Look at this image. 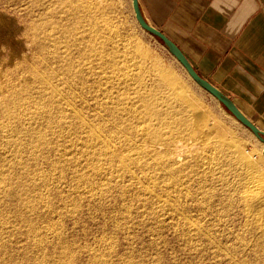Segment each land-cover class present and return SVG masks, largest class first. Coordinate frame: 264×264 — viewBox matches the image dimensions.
Returning a JSON list of instances; mask_svg holds the SVG:
<instances>
[{
    "label": "bare ground",
    "instance_id": "obj_1",
    "mask_svg": "<svg viewBox=\"0 0 264 264\" xmlns=\"http://www.w3.org/2000/svg\"><path fill=\"white\" fill-rule=\"evenodd\" d=\"M35 1H37V0H35ZM47 2H48V4H51V5L53 3L54 6L57 5L56 6L57 11H58V9H61V11H63L65 13L64 15H66L67 17L69 16V20H72L73 24L67 25L68 23L66 21L68 19L67 20L64 19L66 22V26H67L66 28L64 27V29L66 31H70V30H73V28H74L75 31L72 35L74 37L72 39L75 38V40H73V42L69 43L70 41L68 39L70 37L69 36L70 34L69 35L67 34V38L62 40V43L63 42L66 43V45H65L66 47H67V45H69V46L75 45V49L78 47L79 53L77 50L78 55L77 56L75 55L77 58L75 59V56H74V59H72L73 56L70 58L69 57L70 55H67V53H66L67 50L65 51V49L62 50L61 52H58L57 54H59V53H62V54H61V57L56 55L59 59L55 58L54 68L55 69L58 68L57 70H59V71L57 72V70H55V69H50L49 71L50 72L52 71L51 74H49L46 71V73H48L50 76L44 75V74L41 75L42 85H40V86L42 88H40V86H39V88H40L39 92L41 93L39 98L42 101L41 102L35 101V104H36L35 107H33V108L31 107V109L30 108L27 109L28 108V106H27V108L22 110L23 112L20 111L21 109L17 110V111H20L21 113H23V116H21V117H23L25 120L27 119V122L24 121L25 122L24 125L23 124L21 125L19 123L22 126V128L18 130L17 128H15L16 126L13 127L16 123L12 126L13 123H12L11 119H13V118L10 119L11 120L10 121L11 126L15 129H17L18 132H20L21 136L17 135L14 137V135L19 134L17 132L16 134L12 133L13 137H10L9 136V134L11 133L10 128L7 126L6 123L0 122L1 132L4 133V136L6 138L5 142L9 147H12V149H9V150H12L10 152H6V151H8V149L6 151L4 149V151L6 153H8V155L9 154L12 155L11 158H10V156L8 157V155L3 151V149H1L2 150L0 152L1 153V155H0L1 161H5V163H7L6 161H10V163L12 165L14 163V160H16L17 157L18 158L20 157L19 155L22 154V150H23L22 147L24 145V142H23L24 134L27 136L28 139H31V144L33 146L45 147V148L47 147L48 148V146H46V144L48 143V140H50L48 138L50 136L43 133L44 131L43 132L42 131L36 132L35 127H34V123L36 125V124H40V123L42 124L45 122L46 126H48V130H46V131L48 132L50 130L51 135L53 134L52 135L54 137L53 139H56V142H58V141L60 142V140H62V141L64 140L67 142V145L65 144V146L63 145L65 142H63V144H60V146L63 145L62 148L65 147L64 149H66V146H67V150H66V152L63 151L64 153H60L61 151L59 150L60 154L59 153H57V154H59L60 160L57 161V159H56V161L53 163V165L49 164V165H52V167L55 166V168L52 171L53 173L51 172V174L49 173L50 174L49 175L48 173L41 172V173H43V174L39 173L41 176L38 177L35 175L37 178L35 177L33 180H31V182H33V184L30 182L31 185L35 184L38 186V187L35 186L39 189V190L37 189L38 192H40V190L42 189V188L40 189L39 187L44 186L43 188H45L46 185H48L50 179L61 177V175L59 176V173H62L61 168L64 169V167H61L62 165L58 164L60 161L62 163L67 162V164L65 163L66 166L68 164L70 165V162H72V163H75V166L77 164L76 167L81 166L80 168L75 169L73 171V174H74L73 179L77 180L76 182L74 180H72V182H75V186L73 189H75V190L78 188L83 189L84 187H86L85 185H88V184L92 185V183H94V181L97 182L94 179H98L99 181H98V183H96L98 185L97 187H96V185H92L93 187L88 186L90 188H88V189H86V191H82V192L83 193L84 192L91 193V194H93V196L98 194L100 196V199H101L102 197L107 198L105 195L110 190L107 191V193H106V190H108L109 188L111 189L112 183L113 184L115 183L116 184L115 187H118V190L120 191V196H121V193L125 195L127 190H129V188H132L131 191H133V189H134L135 193L138 195V196L137 195L136 196L138 198L139 204H137V203L136 204L141 206L140 202L142 201V203H143L142 206L143 205L147 206V204L149 205L147 207L148 211H147V208H146V210H144L143 207H140V208H142V211L143 210L146 211L143 213L147 214V216L151 215L150 220H152L153 224H152V226L151 225L150 226L153 229L155 226L157 227V228H155V230H158L161 227L164 228L166 225H171V226L177 225V229L179 230L180 222H181V224L183 226L182 227L183 230H181V229L180 230L183 231L182 234L185 235V238H187V241H193L196 238L195 236H197L200 232H202V230L205 229V228L202 229L199 227V223L202 221V218L204 217V216L201 217L200 215L205 212V209L208 206V204L205 203L204 207H205V205H207V206L204 208L203 207V203H204L203 201H206L207 200L206 198H208L212 195V193H211V195H210V193H208L210 190L209 187H208L209 189L207 188L208 189L207 192L204 190L206 187L205 186L203 191H200V192H202V195H200V197H199L200 192L198 193L196 187H195L196 190L194 189L195 192H194V190L192 191V189L190 190L191 187L188 188V186L191 185L189 183L190 181H192L191 179H190V181L188 180L189 185L185 188V190H183V188L186 185L184 184L185 186H182L183 185L182 183L184 181L186 182V180H184V179H186V178L189 179V177H187V176H189L190 173H193V172L195 173L196 171L199 170V176L201 177L200 183H202V181L203 182L205 181V184H206L207 183L206 180L207 181L209 179L211 180V178H212L211 176L214 175L213 171L215 169L212 171L211 166H215V168H216V166L218 164H222L223 162L227 161L228 164L235 167L234 170H236V168H237L241 173L244 174V177H243L244 180L242 179L243 181L241 180L242 182L240 183L242 185L241 188H243L245 191H249L250 189L258 190L260 188L261 180L263 178V173H264V162L261 161L260 159H258L256 153L247 149L245 147L246 145L244 146V143L240 139L241 137L239 138L238 136H236L233 133L234 132L233 130L228 129L227 133H225V131L224 132L221 131L220 128H218V126H219V123L217 121L218 119H216L215 115L209 111L210 109L209 110L204 109L205 107L204 108L203 107L194 108V104L191 103L192 101L187 98V88L180 83V80L178 79V77H176L172 72L166 71V70L162 71L163 68L161 69V66H159L158 64L157 65L155 64L156 66H153V69L155 68V71L157 72V75L159 76L158 79H155L156 81L154 83V86L157 89V93H158V91H159V93L154 97V99L151 97H148L147 95H144L143 93H142L143 95L138 94L135 96L134 91H131L132 87L134 85H136L137 83L143 82V79L138 77L137 74L124 76L126 78H123V79H121L120 76H119V78H117L116 74L115 75L114 74L113 75H104L108 69H111V71L114 70L117 72V70H115L116 65L114 63V59L116 58V55L118 54L119 49H120L118 45H116V46H118L119 49H117L116 46L114 45L113 47H111V50L109 51L108 50V49H110L109 45H108L109 48L105 46L106 45L105 43H107V41H109L110 39H107L103 36L104 32L105 31L106 32L111 31V33H112V31H113V29L111 28V25H110L111 20L109 21V19H106L107 17L111 16L110 15L111 12L108 13L109 16H108V14L106 16L107 11L110 10L109 9V7H110L109 2L110 1L108 2V0H49ZM42 3L43 2L41 1V5H42ZM37 4H39V2ZM54 6L53 7L51 6L50 10L53 11L55 9ZM48 7H49L48 5H47V8L45 6V9H48ZM57 7H59V8H57ZM52 8H54V9H52ZM61 11L59 13L61 14V16H63ZM45 13L47 14V11ZM98 13L99 14L102 13L103 17L106 16V18L102 17L103 20L105 19V21L103 23L104 25L102 24L101 20L99 19ZM56 14H55V10H54V16H53V14H49V15L55 17ZM44 16H46V15H44ZM44 16H42V17H44ZM66 16L64 18H66ZM48 17H50V16H48ZM44 19L46 21V18H43L42 22H44L43 21ZM81 19H82V21H83V19H84V21L85 20L89 21V23L87 24L88 27L84 26V28L81 29V26L83 27V25L85 23V22L82 23ZM47 20H50V18H48ZM59 20H60V18H59ZM40 21H39V23H40ZM49 22L50 21H48V23L44 22L45 23L44 25H42L41 27L39 26L40 27L39 29L41 30V32H43V35L42 34L39 35V38H38V41L36 42L37 43L36 45H39L42 51H45L44 49L47 48L44 46L45 42H46L45 40H47V41L53 40L54 43L61 41V39L57 38L58 35L56 36L55 34H53V32L55 31L53 28H52V30H54V31H50V28L53 25L50 28L47 27L48 25L53 24V23L49 24ZM59 24H60V22H59ZM39 25H41V23ZM56 25H58V24H56ZM56 25H55V27H56ZM63 26H65V25H63ZM57 31H58V29H57ZM56 32H54V33H56ZM76 33H78V34H76ZM60 34L61 33H59V36H60ZM61 37H64V36L62 35ZM65 37H66V35H65ZM86 37H88L89 39H85ZM114 37H115V35H114ZM111 39H113V38H111ZM84 40L88 41L89 45L83 43ZM112 41L114 42L115 40L113 39ZM52 42H49V43H52ZM114 43H116V41ZM46 44H48V43H46ZM83 44H85V46ZM48 45H51V44H48ZM110 45H112L111 42H110ZM61 46H62V48L63 47L65 48V46H63V45H61ZM57 47H55V48L58 49ZM72 47L74 48V46H72ZM52 48H53V46H52ZM52 48H51V51H52ZM70 48L67 47L68 50H70ZM121 50H122V48H121ZM55 51L56 50H54V52ZM46 53L48 54V52H46ZM127 56H126V58H127ZM109 57H110V59H108ZM104 58H105V60H104L105 62H103ZM115 60L117 61V58ZM129 60L131 61V59H129ZM127 63H128V60H127ZM127 63H124V65H126ZM142 63H143V61H142ZM137 65L143 66L140 64H137ZM116 67L118 68V66H116ZM121 67L123 68V64ZM125 68H126V66H125ZM134 68H136V67H134ZM142 69H144V68H142ZM103 70H106V71L104 72ZM111 71H109L110 74H112ZM125 71H126V69H125ZM129 71H130V69H129ZM118 72H119V70H118ZM121 72H122V69H121ZM119 74H117V75H119ZM51 75L52 76L55 75L54 80L52 79ZM120 75H122V73ZM148 83H149V81H148ZM141 86H142V84H141ZM135 87L136 86H134V89H135ZM37 88L34 90L35 92H38V91H36ZM26 89H28V88H26ZM184 90L186 91V94L183 93ZM26 91L28 92L29 90H26ZM137 91H135V92H137ZM24 92H25V90H24ZM39 92H38V94H39ZM18 93H20V91L10 93L12 95H10L11 98L8 97L9 102H5V101L0 102L1 103L0 104V106H1L0 110L3 113L5 112L8 115V117H9V114L15 113V111L13 110L14 103H15V101L18 100L17 95L18 96L21 95ZM21 93H23V92H21ZM30 93H32V91ZM133 93H134V95H133ZM152 93H154V92H152ZM24 94H26V93H23V97L22 96H20V97H22L26 101L32 100V98L31 99L25 98L26 96H29V94H26L25 96H24ZM152 95L154 96V94H152ZM15 96L17 97V99ZM29 97H32V96L30 95ZM188 97H189V95H188ZM33 98H35V97H33ZM23 99H22V101H23ZM33 100H35V99H33ZM26 101L24 103H26ZM30 102H32V101H30ZM197 102L198 101H196V103ZM24 103H23V105H25ZM38 103H42V104H38ZM17 105L18 104L15 103V106H17ZM162 105H164L165 107L162 108ZM29 106H30V104H29ZM31 106H34V105H31ZM19 108H22V107H19ZM19 108H17V109H19ZM11 116L14 117V115H11ZM17 117H15V119ZM23 118H22V120H23ZM0 120H2V119H0ZM20 120H21V118H19V122H20ZM15 121H17V120H15ZM8 122H9V120H8ZM10 122H9V124H10ZM220 126H222V125H220ZM17 127H19V126L17 125ZM225 127H227V126H225ZM223 128H224V126H223ZM223 130H225V129H223ZM12 131H14V130H12ZM5 138H3V140H5ZM0 141H2V140H0ZM54 143H53V145H55ZM6 144H5V146H6ZM51 144L49 146H50V148L51 147L53 148V146H51ZM57 144H59V143H57ZM52 148H51V150H55V151L57 149V148L56 149H52ZM62 148H61V150H63ZM47 150H48V152H51V151H49V149H47ZM187 152L191 153V154L186 155ZM53 153H56V152H53ZM43 154L45 155V153H43ZM51 155L52 154H50V156ZM36 156H38V155H36ZM22 157L19 158V161L16 160L17 162H15L16 164H19V166H20V164H22V162H21L23 160ZM52 157H54V156H52ZM35 159H36V157H35ZM44 161H47V160H44ZM42 162H43V160H42ZM10 163H9V165H10ZM15 163L13 165H15ZM72 163H71V166H72ZM228 164L224 165V167H227ZM11 165L9 167H11ZM58 165L61 168H59ZM230 165H229V168H233ZM5 166L6 165H4L3 167H5ZM24 167H26V166L24 165ZM52 167H49V168L51 169ZM221 167H223V166L221 165ZM15 169H16V167H15ZM70 169H69V171H70ZM216 169H219V168H216ZM5 170L6 169H3L2 167H0V202L4 197L10 196L9 194L11 193L10 189L7 187V185H5L6 181L10 178H11V181H14V180H12V177H9L10 175L8 176V174H10V173L6 174ZM8 170H6V171H8ZM57 170H60V171H57ZM66 170H68V169H66ZM88 170H90L92 172L88 173L89 172ZM228 170H227V172H228ZM71 171H72V169H71ZM221 171L222 170H220V172ZM229 171H231V170H229ZM10 172L12 173V171H10ZM37 172H38V170H37ZM218 172H217V174H218ZM240 172H238V173H240ZM196 173H198V172H196ZM35 174H37V173H35ZM224 174L226 175L227 173L225 172L222 175H224ZM11 175H13V174H11ZM71 175H72V172H71ZM222 175H221V178H222ZM241 175L242 174H240V176ZM14 177H13V179H14ZM18 177L19 176H17V178ZM63 177H64V175H63ZM71 177H69V178H71ZM190 177H192V176H190ZM196 177L197 176H195V179L198 182V179ZM218 177L220 178L219 175H218ZM125 178H127V179L129 178L128 184L123 183L124 181H126ZM59 179H57V180H59ZM228 179L227 180L225 179V180L228 182ZM19 180H16V183H15V187H17L18 190H20V191H17V193L19 194V192H21L24 189V191H22L21 193L27 194L26 190H27V188H30L31 186L29 184H28V186H23V184L25 185V183H22L23 181L20 182ZM212 180H214V179L212 178ZM216 180H217V177H216ZM238 180H240V179H238ZM9 181L10 180H8L7 182H9ZM53 181H52V183H53ZM121 181H123V182H121ZM193 181H194L193 183L195 184L194 178H193ZM235 181L237 182V180H235ZM213 183H214V181H213ZM210 184H212V183L210 182ZM210 184H209V182L207 183V185H210ZM229 184H231V183H229ZM232 184H234V183H232ZM73 185L74 184H72V186ZM200 185L201 184H199V186ZM227 185H228V183H226V186ZM157 186L162 187V188H160L161 190L157 191L158 190L156 188ZM223 186H225V185H223ZM12 187H10L11 190H13ZM35 187H33V188H35ZM112 187H114V186H112ZM212 187H211V189H213ZM47 188H50L49 185ZM52 188H54V186ZM95 188H97V189H95ZM192 188H194V187L192 186ZM228 188H230V187H228ZM32 189L30 188V190H32ZM112 189H114V188H112ZM201 189L202 188H200L198 190H201ZM214 189H216V188H214ZM227 189H225V190L229 191ZM237 189H239V188H237ZM37 190H34L35 192L34 191H32V192L37 194V192H36ZM42 190H41V192H42ZM52 190H54V189H52ZM116 191H114V192L117 195ZM131 191H128V193ZM28 192H29V190H28ZM104 193H105V195L101 197V195H103ZM113 193H110V194H113ZM30 194H27V195L29 196ZM38 194L35 195V199H33L30 196L29 197L28 196L24 197V195H23V197L21 196L22 197L21 201L23 202L22 205L24 206V208L25 207L26 208H29V207L32 208V209H30V211H32V212L26 213V217L24 216L25 218L31 219V218H34L38 214L37 212L40 211L39 210L40 206L38 207L37 206L38 204H37L36 206L38 207V211H36V209L34 210V205L36 203L40 202L41 204L44 205V203L49 202L48 195H46L44 193H41L39 195ZM34 195H33V197H34ZM70 195H72V194H70ZM73 195L71 196V199H73ZM116 195L113 194L112 196L115 197ZM227 195H228V193H227ZM227 195H226V197H227ZM231 195L234 196V194H231ZM76 196H78V195H76ZM81 196L83 197V195H81ZM112 196H111V198H112ZM201 196H203V197H201ZM91 197H92V195H91ZM94 197H92L93 201H95ZM131 197H132V195H131ZM131 197H130V200H131ZM76 198H74V199H76ZM78 198L82 199L80 197V193H79ZM69 199H70V196H69L68 200H66V201H69ZM100 199H98V200H100ZM117 199H119V198H117ZM223 199H225V198H223ZM33 200H34L35 204H33ZM76 200L78 201V199H76ZM76 200H75V203H76ZM91 200L92 199L90 198V201ZM112 200H113V198H112ZM130 200H128V201H130ZM64 201L65 200H63V208L64 209L66 208V206H65L66 204H67V206H69V205H72V203H74L73 201L71 202V200H70L68 203H65V205H64ZM100 201H97V202L99 203ZM133 201H134V197H133ZM115 202H114V204H116ZM224 202L225 201H223L222 203H224ZM226 202L229 203V201H227V199H226ZM79 203H77V204H79ZM109 203H111V202H109ZM218 203H221V201ZM101 204H103V203H101ZM105 204H107V203H105ZM127 204H126V206H127ZM215 204H212L213 207ZM95 205H97V204H95ZM120 205H121V203H120ZM123 205H125V204H123ZM36 206H35V208H37ZM79 206L80 205H78V207ZM81 206H82V202H81ZM103 206H106V207H103ZM126 206L124 208H126ZM146 206H144V208ZM220 206H222V205H220ZM72 207H73V205H72ZM72 207H70V208H72ZM76 207H77V205H76ZM101 207L107 208V205L103 204V205H101ZM2 208H4V207H2ZM91 208H95V207L93 206ZM122 208L123 207L120 206V209H122ZM75 209L78 210L77 208H75ZM89 209L87 212H88V214H91L89 212L92 209H90V211H89ZM108 209H109V207H108ZM108 209H107V211H108ZM99 210H100V208H99ZM99 210H97V211L100 212ZM114 210L116 211L117 209L114 207ZM41 211H43V210H41ZM46 211H48V210H46ZM101 211H102V209H101ZM142 211H141V213H137V212L136 213L142 214ZM3 212H4V209H3L2 213ZM50 212L51 211H49V213ZM95 212H96V210H95ZM103 212H105V211H103ZM103 212H102V214H103ZM116 212H118V211H116ZM128 212H129V210H128ZM211 212H213V211H211ZM7 213H8V210H7ZM43 213H45L44 215H46L48 212L47 213L43 212ZM92 213H93V211H92ZM121 213H123V212H121ZM121 213H120V215H121ZM194 213L201 217V221L199 223L197 222V221H199L198 220L199 217H196V215L194 216ZM39 214H42V213H39ZM66 214H68V212ZM105 214H107V213L105 212ZM125 214H126V212H125ZM210 214H212V213H210ZM21 215H24V214H21ZM69 215H71V214L69 213ZM142 215H141V217H142ZM202 215H204V214H202ZM3 216H4V214H3ZM111 216L114 217V214ZM122 216H123V214L118 219V222H119V220H122ZM128 216H127V218H128ZM133 216L136 217L135 215H133ZM42 217H43V215H42ZM89 217H90V215H89ZM7 218H5V219H7ZM25 218H24V222L26 223ZM130 218L132 219V217H130ZM195 218H197V219H195ZM2 219H4V218L2 217ZM19 219H20V216H19ZM90 219H93V218H90ZM97 219H96V221L98 223ZM108 219H109V217H108ZM138 219H139V217H138ZM12 220H11V222H12ZM105 220H107V219H105ZM126 220H128V219L125 218V221ZM135 220L132 222H136ZM142 220H139V224H140V222L142 223ZM20 221H21V219H20ZM33 221H34V219H33ZM37 221H35V223H33L34 226H35ZM111 221H112V219H111ZM123 221H124V218H123L122 222ZM122 222H120V223H122ZM146 222L149 223L148 221H146ZM6 223H3V224L1 223V224L5 225ZM14 223H15V221H14ZM16 223L18 224V222H16ZM16 223L14 225H16ZM126 223H127V221H126ZM128 223H129V221H128ZM257 223H255V225H257ZM11 224H13V223H11ZM100 224H101V222H100ZM137 224H138V222H137ZM8 225H6V226H8ZM28 225H29V223H28ZM28 225H26V226L28 227ZM102 225H103V223H102ZM115 225H116V223H115ZM133 225H134V223H133ZM140 225H144V223L140 224ZM200 225L202 226V224H200ZM10 226H12V225H9V228H7V229H10ZM34 226L28 228V230L24 226L26 228L25 230L27 231L29 238L27 236V239H24L25 242L21 246H19V247H21V249H19V248L10 249L8 247L9 245L7 246V244H5V243H7L6 239H3V238L0 239V264H108L109 263L108 260L106 259V256L104 255V253L101 252V254H100L98 252V249L94 250L92 248L93 246L92 247L87 246L88 248H86V247L84 248L86 250L88 249L87 250L88 257L85 255L86 259L83 258L84 256L81 257L80 255H77L79 253H75V251H76L75 248H77L76 247L77 245L75 246V244H77V243H75V239L74 240H73V238L71 240H68L69 238H67L65 240L61 239V236L64 232H63L62 228L58 225H55V224L52 225L51 224V226L44 227L43 229H40L39 226H36V227H34ZM105 226H106V223H104V227ZM117 226L119 227V225H117ZM121 226H123V225H121ZM128 226H130V223ZM14 227L12 226L13 229H14ZM37 227L40 230L37 229ZM102 227H100V228L102 229ZM137 227H140V226H137ZM261 227L263 228L262 225H261ZM2 228H3V226H2ZM18 228H19V226H18ZM92 228H94V227H92ZM100 228H99V230H100ZM112 228H111V230H112ZM152 228H151V231H152ZM168 228H169V226H168ZM109 229L107 231H109ZM130 229H128V231ZM19 230H21V229H19ZM19 230H17V231L19 232ZM37 230H39V231H37ZM119 230H121L120 232H122V228ZM133 230L136 231V229H134V228H133ZM145 230L146 229H144V232H145ZM173 230L175 231L174 228H173ZM1 231H2V229H1ZM101 231H99L100 232L99 236H101V233H103ZM128 231H126V232H128ZM138 231L140 232L141 230H138ZM177 231H175V233ZM204 231L206 232L208 230L206 229ZM6 232L7 231H5V234H6ZM139 232H138V234H139ZM148 232H150V230H148ZM148 232H147V234H149ZM154 232L155 231H153V233ZM171 232L174 234L173 231H171ZM1 233H3V232H1ZM128 233H125V235ZM166 233H167V230H166ZM130 234H132V233H130ZM130 234H129V236L131 237L133 234L132 235H130ZM151 234H152V232H151ZM167 234L169 235V233H167ZM180 234L181 233L179 232V235ZM202 234H203V232H202ZM18 235H21V233H19ZM47 235H49L50 237H48ZM109 235H111V233H109ZM200 235H201V233H200ZM102 236H103V234H102ZM114 236L116 237V235H114ZM182 236L183 235H180L181 239L182 238L184 239V236L183 237ZM203 236L204 235H202L201 238ZM105 237H107V236H105ZM146 237H148V236H146ZM157 237L156 238L154 237V239H157ZM49 238H57V240L55 242L50 243ZM97 238H99V237H97ZM127 238L129 239V237H127ZM131 238L134 239L135 236H134V238L133 237H131ZM161 238H162V236H161ZM176 238H178V237H176ZM198 238L200 239V236ZM102 239H104V238H102ZM110 239H112V238H110ZM110 239L107 238L106 241L110 240ZM113 239H115V238H113ZM178 239H180V238H178ZM199 239H196V240L199 241ZM206 239H208V237ZM7 240L9 241V239H7ZM117 240H118V238H117ZM129 241L131 242V239ZM151 241H150V245L152 244ZM195 241H193V242H195ZM112 242H113V240H112ZM112 242H109V243H112ZM78 243H81V242H78ZM109 243H107V244L110 245ZM9 244H11V242ZM121 244H123V243H121ZM48 245H51L50 246V247H52L51 250L46 249ZM86 245H84V246H86ZM89 245L91 246V244H89ZM108 245L103 246V247H107ZM194 245H195V243H194ZM95 246L97 247V245H95ZM114 246H116V245L114 244ZM144 246L146 247V245H144ZM126 247H127V249L128 248L130 249L129 244ZM132 247H134V244ZM79 248H80V246H79ZM79 248H78V250H79ZM82 248H83V246H82ZM82 248L80 250H82ZM110 249L111 248H108V250H110ZM113 249H111V250H113ZM127 249H125V252ZM132 249L133 248H131V251H133ZM18 250H19V252H18ZM83 250H82V252H83ZM102 250L103 249H101V251ZM131 251L128 253L130 254ZM113 252H114V250H113ZM108 253H110V252L108 251ZM129 254H127V255H129ZM108 255H111V253ZM120 255H121V257L126 256V254L122 255L121 253H120ZM188 255H186V257ZM104 256H105V259H104ZM118 256L119 255H117V257ZM189 256H191V254ZM121 257H120V260H121ZM111 258H113V257H111ZM126 258L129 259V257H126ZM126 258L122 257V259H126ZM197 259H199V258H197ZM113 260H115V258ZM113 260H111V264H113L112 263ZM117 260H119V259H117ZM189 260L190 259L188 257V261ZM109 261H110V258H109ZM126 261L128 262L129 260H126ZM132 261H129L128 263H130ZM198 261L201 262L200 260H198ZM198 261H196V262H198ZM206 261H205V263H206ZM189 262H191V261H189ZM117 263H119V262L117 261ZM136 263H138V262H136ZM201 263L205 264L204 262H201ZM124 264H126V263H124ZM189 264H191V263H189Z\"/></svg>",
    "mask_w": 264,
    "mask_h": 264
},
{
    "label": "rangeland",
    "instance_id": "obj_2",
    "mask_svg": "<svg viewBox=\"0 0 264 264\" xmlns=\"http://www.w3.org/2000/svg\"><path fill=\"white\" fill-rule=\"evenodd\" d=\"M41 1L43 2L42 3L43 6L41 5ZM47 1H49V0H37V1H35V0H0V89H1L0 90V102L1 101L9 102L8 97H10V95H12V94H10L12 92H18V91H20V93H18V94H21L19 96L17 95L18 100L15 101V103L18 104L17 105L18 107L15 106V103H14L13 110L15 111V113L9 114V117L10 118L8 117V115L5 112L3 113L0 110V119H2V120H0V122L6 123L7 126L10 128V130H11V133H10L11 135L9 134L10 137H13L12 135L13 134H16L18 132V130L22 128L21 125L22 124L24 125V123H25L24 121L27 122V119L25 120L23 117H21V116H23V113H21V112H23L22 110H24L25 108H27V106H28L27 109H29V108L31 109V107L32 108L35 107V105H36L35 104V101H37V102H41L42 101L39 98L40 97V94H41L39 91H40V88H42L40 86V85H42V82H41L42 77H41V75L44 74V75L50 76L49 74H51L52 71L50 72L49 70L50 69H55L54 68V66H55V61L54 60H55V58L59 59L56 55H58V56L61 57V54H62V53H59V54H57V53L58 52H61L62 50L65 49V51L67 50L66 51L67 55H70L69 56L70 58L73 56L72 59H74V56L75 55L77 56L78 53H79V49H78L77 46H76L77 48L75 49V45H70V46L67 45L68 48L71 47L70 50H68L67 47L65 46L66 43H64V42L62 43V40H64L65 38H67V34L68 35L70 34L69 36L71 37L70 38L68 36L69 37L68 40L70 41L69 43H71V42H73V40H75V38L72 39L74 37L72 35H73L75 29L73 28V30H70V31H66L64 29V27L65 28L67 27L66 26V22L68 23L67 25L73 24L72 20H69V16L67 17L66 15H64L65 13L63 11H61V9H58V11H57V9H56V6L57 5L54 6L53 3H52V5L51 4H48ZM38 2H39V4H37ZM108 2H109V6H110L109 9L110 10L107 11L106 16L110 12H111L110 13L111 16H109V14H108L109 17L106 18V16L103 17L102 13H100V14L98 13V15H99V19L101 20L102 24L105 21V19L103 20V18L109 19V21L111 20L110 21V25H111V28L113 29V31H112V33H111V31H108L109 33L105 31L103 36L105 38L111 40V41L110 40L107 41L108 44L105 43L106 44L105 45L106 47H108V45H109V47H110V49H108L109 51L111 50V47H113L114 45L115 46L118 45L119 48H120L119 49L118 46H116V48L119 49V52L120 53L118 52V54L116 55L117 61L115 60L116 58L114 59L115 65L118 66V68L115 66V68H116L115 70H117V72L119 70V72L117 73L114 70L111 71V69H108L107 71L106 70H103L104 72L106 71L104 75H113V74L115 75L116 74L117 78H119V76H120L121 79H123V78H126L124 76L134 75V74L136 75L137 74L138 77H140V78L143 79V82H140V83H137L136 85H134L136 87L134 89V86H133L131 91H134L135 96L138 95V94H142L143 93L144 95H147L148 97H151V98L154 99V97L159 93V91L157 93V89L154 86V83L156 81L155 79H158L159 76L157 75V72L155 71V68L153 69V66H156L158 64L159 66H161V69L163 68L162 71H165L166 70V71L172 72L176 77H178V79L180 80V83L187 88V98L192 101L191 103L194 104V108H197V107H203L204 108L205 107L204 109H207V110L210 109L209 111L215 115L216 119H218L217 120L218 123H219L218 128H220L221 131H223V132L225 131V133H227V130L228 129L233 130L234 132L233 131L232 132L236 136H238L239 138L241 137L240 139L244 143V146L246 145L245 147L247 149H249V150L253 151L254 153H256L258 159H260L261 161L264 162V143H262L259 139H257L255 137V135L247 127H245L227 109H225L223 107V105L214 96H212L209 92H207L205 89H203L202 87H200L189 76V74L187 73V71L185 70V68L181 65V63L169 52V50L161 42V40H159L157 37H155L154 35L150 34L146 30H144L139 25V23L137 22V20L135 18V14H134V11H133L132 0H108ZM46 4L49 6L48 9H45V6L47 8V5ZM50 5L52 7L54 6L55 9L54 8H52V9L55 10V14L58 12L55 15V17H53L54 16V10L53 11L50 10L51 9V6ZM57 8H59V7H57ZM46 11H47V14L45 13ZM60 11H61V13H62L63 16H61V14L59 13ZM43 14L46 15L47 17L44 16ZM49 14H53V16H51ZM42 16H44V17H42ZM48 16H50V17H48ZM65 16H66V18H64ZM58 17L60 18V20H59ZM43 18H46V21H45V19L43 20L45 23L46 22L48 23V21H50L49 24L50 23H53L51 25H48L47 24L48 25L47 27L50 28L53 25L50 28V31H54L55 30L54 32H56L57 29H58V31L56 33L53 32V34H55L56 36L58 35L57 38L58 39H61L60 42L58 41V42H55V43H54L53 40H48L49 42H52L53 41L52 42L53 44L52 43H49L47 40H45L46 42H45V45L44 46L47 47V48L44 49L45 51H42L41 48H40V46L39 45H36L37 44L36 42L38 41L39 35H41V34L43 35V32H41V30L39 29L42 25L45 24L44 22H42V19ZM48 18H50V20H47ZM64 19L65 20L68 19V20L65 22ZM39 21H40L41 25H39L40 24ZM54 22L55 23L57 22L56 24H58V25H56ZM59 22H60V24H59ZM81 22L82 23L85 22L84 25H83V27L81 26V29H83L84 26L85 27H88L87 26V24L89 23L88 20H85L84 21V19H83V21H82V19H81ZM54 24L56 25V27H55ZM63 25H65V26H63ZM52 28L54 30H52ZM58 32L61 33L64 37H61L62 36L61 34L59 36V33ZM76 34H78V33H76ZM65 35H66V37H65ZM114 35H115V37H114ZM111 38H113L116 41V43H114L115 41L113 42L112 41L113 39H111ZM85 39H89V38L86 37ZM110 42H111L112 45H110ZM46 43L51 44L53 46V48H52L51 45H48ZM83 43L89 45L88 44L89 42L86 41V40H84ZM85 44H83V45L85 46ZM61 45L65 46V48L64 47L62 48ZM54 46L55 47L58 46L57 47L58 49H56ZM72 46H74V48ZM51 48H52V51H51ZM121 48H122V50H121ZM127 49L128 50L130 49V50L128 51ZM54 50H56V51L54 52ZM77 50H78V53H77ZM46 52H48V54ZM76 56H75V59L77 58ZM126 56H127V58L128 57L129 58L127 59ZM108 59H110V57ZM126 59L128 60V63H127V60ZM129 59H131V61ZM104 60H105V58L103 59V62H105ZM142 61H143V63H142ZM124 63H127V64L124 65ZM122 64H123V68L121 67ZM137 64L143 65L144 67L143 66H138ZM125 66H126V68H125ZM134 67H136V68H134ZM142 68H144V69H142ZM57 69H55V70H57ZM121 69H122V72H121ZM125 69H126V71H125ZM129 69H130V71H129ZM46 71L49 74L46 73ZM58 71L59 70H57V72ZM109 71H111L112 74H110ZM119 73L120 74L122 73V75H120ZM117 74H119V75H117ZM55 75L54 76L51 75V77H52L53 80L55 79ZM148 81H149V83H148ZM141 84H142V86H141ZM39 86H40V88H39ZM25 87L28 88V89H26ZM35 87L36 88L37 87L39 88V89L37 88V90H36V91L39 92V94H38V92H35L34 91L36 89ZM24 90H25V92H24ZM26 90H29V91L27 92ZM31 91H32V93H30ZM135 91H137V92H135ZM21 92L26 93V94H29V96L31 95L32 97L26 96L25 98L26 99H31L32 98V100H30L32 102H30L28 100H27L28 101L27 102L26 100H24L22 98L23 97V93H21ZM152 92H154V93H152ZM134 93H133V95H134ZM183 93L186 94V91L184 90ZM26 94H24V96ZM152 94H154V96ZM188 95H189V97H188ZM20 96H22V97H20ZM17 97H16V99H17ZM33 97H35V98H33ZM22 99H23V101H22ZM33 99H35V100H33ZM25 101H26V103H24ZM196 101H198V102L196 103ZM23 103L25 105H23ZM42 103H38V104H42ZM29 104H30V106H29ZM31 105H34V106H31ZM19 107H22V108H19ZM163 107H165V106L162 105V108ZM17 108H19V109H17ZM17 110H20L21 112L20 111H17ZM11 115H14V117L11 116ZM15 117H17L18 119L17 118L15 119ZM11 118H13V119H11ZM19 118H21V120L23 118V120L22 121L20 120V122H19ZM10 119L12 120V123H13L12 126L16 123L13 127L16 126L15 128H17L18 130L15 129V128H13L11 126V122H10L11 120ZM14 119L17 120V121H15ZM8 120H9L10 124H9ZM17 125L19 127H17ZM220 125H222V126H220ZM223 126H224V128H223ZM225 126H227V127H225ZM34 127H35V131L36 132H41V131L43 132L44 131L43 133H45L46 135H49L50 136V137H48L50 140H48V143L46 144V146H48V148L47 147L45 148V147L33 146L31 144V139H28L27 136L24 134V139H23L24 145L22 147L23 150H22V154H21L23 157L21 155H19L20 157L23 158V160L21 159L22 160L21 161L22 164H20V166H19V164H16L15 163V162L19 161V158L20 157L19 158L17 157V159H16L17 161L14 160L15 165H13L14 163L11 165L10 161H6L7 163H5V161H1L0 160V167H2L3 169H6V170L9 169L10 171H12V173H11L9 170H8L9 172L5 170V173L6 174L10 173V174H8V176L10 175L9 177H12V180L15 181V182L14 181H11V178L8 179V180H10L9 182H7L8 180L6 181L5 185H7V187L10 189V192L11 193L9 194L10 196L4 197L2 199L3 201L1 200V202H0V206L2 205L0 207V210H1L0 212L2 213V211L4 209V212L2 214L0 213V218H1L0 219V222L2 224L7 222L5 225H2L0 223V228L2 229V231H1V229H0V231L3 232V233L0 232V239H2V238L3 239H6L7 243H5V244H7V246L9 245L8 247L10 249H15V248L21 249V247H19V246H21L25 242L24 239H27V236H28L27 231L25 229L27 228V230H28V228L33 227L34 226L33 223H35V221H37L39 219L36 222V224H35L34 227L39 226L40 229H43L44 227L51 226V224L52 225L53 224L58 225V226H60L62 228V230L64 232L62 234V236H61V239H64V240L67 239V238H69L68 240H71L72 238H73V240L75 239V243H77V244H75V246L77 245L76 246L77 248H75V250H76L75 253H79L77 255H80L81 257L84 256L83 258L86 259V256L88 257V252H87L88 249L86 250L84 248L85 247L88 248V247H92L93 246L92 248L94 250L95 249H98V252L100 254H101V252L104 253V255L106 256V259L109 262L108 264H111V260H113L114 258H115V260L112 261L113 264H120L121 262L123 264L124 263H126V264H185V263L186 264H189V263H191V264H199V263L200 264H203L201 262H204L205 263L206 260L207 261H206L205 264H207V263L208 264H264V173L263 172H262L263 173V178L261 180L260 188L258 190L250 189L249 191H245L243 188H241L242 185L240 183L244 180V178H243L244 177V174L241 173L237 168H236V170H234L235 167L232 166V165H230V164H228L227 161L223 162L224 164L222 163V164H218L216 166V168H219L220 170H222L221 172H220L219 169H216L215 166H211L212 171L214 169L216 171L214 170L213 171V174L214 175L211 176L214 180H212V178H211V180L209 179L210 181L209 180L208 181L206 180L207 183L208 182H209V184H210V182L212 183L210 185H207V183L205 184V181L204 182L202 181L203 184L200 183L201 177L199 176V170L196 171L198 173H196V172L195 173L194 172L193 173H190V175L187 176V177H189V179L185 177L186 179H184V180H186V182L184 181L182 183L183 184L182 186H185V185L186 186L183 188V190H185V188L190 183L194 187V188H192V186L189 185L188 188L191 187L190 190L192 189V191H193L194 189L196 190V188H197V191L199 193L200 191H203L204 187L206 186L204 190L207 192L208 189L210 188V190H209L208 193H210V195L212 193V195H213V196L211 195L210 197L206 198L207 199L206 201H203L204 202L203 203V207H204V204L205 203L208 204V206L205 205V207L206 206L207 207L205 209V212L202 213L204 215H202V214L200 215L201 217L204 216L202 218V221H201V217L199 215H197V214L194 213V216L196 215V217H199V219H198L199 221H197V222L199 223L201 221L199 223V227L202 228V229L205 228L204 230H206V229L208 230L206 232L204 230H202L203 234H202V232H200L201 235H200V233L198 234L200 236V239L198 238L199 237L198 235H197L198 237L197 236H195L196 238L194 237L195 239L193 241H195L196 239H199V241L196 240L198 242L197 243L196 241L195 242H193V241H187V238H185V235L182 234L183 231H181V230H183V228H182L183 226H182L181 222H180V228L178 227L179 230L177 229V225L176 226H174V225H172V226L171 225H166L167 227L166 226L164 228L161 227L158 230H155V228H157L155 226L154 229H153L151 227L152 224H153L152 223V220H150L151 219L150 218L151 215H148L149 216L148 217L147 214L143 213V212H146L144 210H146V208L149 205L147 204V206L146 205H143L142 206V204H143L142 201L140 202L141 206L140 205H137V204H139V201H138V198H137L138 195L135 193L134 189H133V191H131L132 188H129V190H127V192H126L127 195L126 194L124 195V194L121 193V196H120V191L118 190V187H115L116 184L115 183L114 184L112 183L111 185L114 186V187L111 186V189L114 188V189H112L113 191L109 188L108 190H106V193L109 190L111 192L109 191L106 195H105V193L103 195H101V197L105 195L107 198L102 197L101 199H100V196L98 194L94 195L96 197L95 198L93 196V194H91V193H88V192H84L83 193L82 192V191H86V189L90 188L92 185H96V187H97L98 185L96 183H98V181H99L98 179H94V180L97 181V182L94 181L95 184L92 183V185L91 184L90 185L89 184L88 185H85L86 187H84V188L82 187L83 189H81V188H78L76 190L73 189L74 186H75V182L77 181L76 179H73V176H74L73 171L75 169L80 168L81 166L76 167L77 164L75 166V163H72V162H70V165L68 164L66 166L67 162H63L62 163L60 161L58 164L59 165H62L61 167H64V169H62L58 165L59 168H61V172H62V173H59L58 172L59 173V176L61 175V177H59L61 180L59 178H52V179H50L51 181L49 180V183H48V185H49L50 188H47L48 185H46V187H45L46 189L43 188L44 186H42V187L40 186L39 188L40 189L42 188L43 190L41 189L42 192H41V190H40V192H38V190H39L37 188L38 186L35 185V184L34 185H31V183L33 184V182H31V180H33L36 176H38V177L41 176L40 174H43L41 172H45V173H48V174L50 173L51 174V172L55 168V166L52 167L53 163L56 161V159H57V161L60 160L59 154L60 153H64L63 151L66 152L67 146H66V149H64L65 147L62 148V146L63 145L65 146V144L67 145V142L64 141V140L63 141L60 140V142L59 141L56 142V139H53L54 137L52 136L53 134L51 135L50 130L48 132L46 131V130H48V126H46L45 122L42 123V124L40 123V124H36V125L34 123ZM223 129H225V130H223ZM12 130H14V131H12ZM18 133L19 134L14 135V137L17 136V135H20L21 136L20 132H18ZM2 137L5 138L4 133L1 132V129H0V140H2V141H0V152L2 151L1 149H3V151H4V149H5V151L8 149V151H6V152L12 151V150H9V149H12V147H9L6 144V142H5L6 141V138H5V140H3ZM63 142H65V143L63 144ZM53 143L56 146L53 145ZM57 143H59V144H57ZM5 144H6V146H5ZM50 144H51V146H53V148L51 147L52 149H56L57 148L56 151L55 150H51V148L49 146ZM60 144H63V145L60 146ZM60 147L63 150H61ZM47 149H49V151H51V152H48ZM59 150L61 151L60 153H59ZM53 152H56V153H53ZM43 153H45V155ZM57 153H59V154H57ZM6 154L8 155V153H6ZM35 154L38 155V156H36ZM50 154H52V155L50 156ZM187 154L189 155L191 153H188L187 152L186 155ZM0 155H1V153H0ZM9 156H10V158L12 157L11 154H9L8 157ZM52 156H54V157H52ZM35 157H36V159H35ZM0 158H1V156H0ZM42 160H43V162H42ZM44 160H47V161H44ZM9 163H10V165H11L12 168L9 167L10 166ZM71 163H72V166H71ZM49 164H52V165H49ZM226 164H228L227 167H224V165H226ZM4 165H6V166L3 167ZM24 165L26 167H24ZM221 165L223 167H221ZM229 165L232 166L233 168H229ZM15 167H16V169H15ZM49 167H52V168L50 169ZM65 168L68 169V170H66ZM70 168L72 169V171H71ZM69 169L72 172V175H71V172L69 171ZM226 169L227 170L229 169L231 171L228 170V172H227ZM37 170H38V172H37ZM90 170H88L89 171L88 173H91L92 172ZM57 171H60V170H57ZM217 172H218V174H217ZM225 172L227 174L226 175L224 174L225 176L222 175ZM238 172H240V173H238ZM35 173H37L38 175L35 174ZM11 174H13V175H11ZM240 174H242L243 176L242 175L240 176ZM63 175H64V177H63ZM218 175L220 176V178H221V175H222V178L220 179L218 177ZM17 176H19V177L17 178ZM190 176H192V177H190ZM195 176H197L196 178L198 179V182L199 183L196 181ZM13 177H14V179H13ZM69 177H71V178H69ZM216 177H217V180H216ZM193 178L195 180V184L193 183L194 182L193 181ZM15 179L16 180H19L20 179L19 180L20 182L23 181L22 183H25V185L23 184V186H28V184H29L31 186L30 187L31 189L33 187L37 186V187L33 188L32 190H30V188H27V190H26L27 191V194H30V193L32 194V195L30 194L29 196L32 197L33 199H35V195H37L38 193L39 194L44 193V194L48 195L49 202L44 203V205L41 204L40 202L35 204V202L33 200V204H35L34 205V210L36 209V211H38V207L40 206L39 207V210L40 211L37 212L38 214L34 218H31V219L30 218L29 219L28 218H25L26 217V213H28V212L31 213L32 212V211H30V209H32V208L31 207H29V208H26L25 207L24 208V206L22 205L23 202L21 201V198L23 197V195H24V197L25 196H28V195L21 193L22 191H24V189L21 192H19V194L17 193V191H20V190H18V188L15 187V183H16V180ZM57 179H59L60 181L57 180ZM190 179L192 181H190ZM225 179L226 180L228 179V182ZM238 179H240V180H238ZM72 180H74L75 182H72ZM125 180L127 182L126 181H124V182L121 181V182H123L125 184H128L129 183V181H128L129 178L128 179L125 178ZM188 180L190 181L189 183H188ZM235 180H237L238 183ZM52 181H53L54 184L52 183ZM213 181H214V183H213ZM226 183H228L227 186H226ZM229 183H231V184H229ZM232 183H234V184H232ZM72 184H74V185L72 186ZM196 184L198 186H199V184H201V185L198 187ZM223 185H225L226 187L223 186ZM51 186L52 187L54 186V188H52ZM88 186H90V187H88ZM10 187H12V189L14 191L15 190L16 191L14 192L13 190H11ZM211 187L213 189H211ZM228 187H230V188H228ZM156 188L158 189L157 191H159V190H161L160 188H162V187L157 186ZM200 188H202V189L201 190H198ZM214 188H216V189H214ZM237 188H239V189H237ZM52 189H54V190H52ZM95 189H97V188H95ZM225 189L229 190L230 192L229 191H226ZM28 190H29V192H28ZM34 190H37L36 191L37 194L34 193L35 192ZM195 190H194V192H195ZM32 191H34V192H32ZM114 191H116L117 195L115 194ZM128 191H131V192L128 193ZM79 193H80V197L82 199L78 198ZM110 193H113L114 195H116L115 196L116 198L114 196H112L113 194H110ZM224 193L226 195L228 193L227 197L229 195L230 196L227 198ZM70 194H72V195L74 194L73 195V199H71V196L72 195H70ZM130 194L132 195V197H131ZM231 194H234V196H232ZM33 195H34V197H33ZM68 195L70 196L69 201L71 200V202L72 201L74 202V203H72L73 207H72V205H69V204H68L69 206H67V204L65 205V203H68L69 202V201H66L69 198ZM76 195H78V196H76ZM81 195H83V197ZM91 195H92V197H94V200L95 201H93V198L91 197ZM200 195H202V192L199 193V197H200ZM111 196H112L113 200H112ZM130 197H131V200H130ZM133 197H134V201L136 200L135 202L133 201ZM201 197H203V196H201ZM74 198L78 199V201L76 199H74ZM90 198L92 199L91 201H90ZM117 198H119V199H117ZM223 198H225V199H223ZM229 198L230 199L232 198V199L230 200ZM98 199H100L101 201L98 200ZM226 199H227V201H229V203L226 202ZM63 200H65L64 201V205L66 206L65 209L63 208ZM75 200H76V203H75ZM128 200H130L131 202L128 201ZM97 201H100V202L98 203ZM220 201H221V203L223 201H225L226 203L225 202L222 203V204L221 203H218ZM81 202H82V206H81ZM109 202H111V203H109ZM114 202L117 205L114 204ZM77 203H79V204H77ZM94 203L97 204V205H95ZM101 203H103L104 205H107V208H102L101 205H103V204H101ZM105 203H107V204H105ZM120 203H121V205H120ZM211 203L212 204H215L216 203V204L213 207V205ZM75 204L77 205V207H76ZM123 204H125V205H123ZM126 204H127L128 207L126 206ZM78 205H80L81 207L79 206L80 207L79 208ZM119 205L121 207H123V208L120 209V206ZM220 205H222V206H220ZM35 206L37 208H35ZM90 206L91 207L94 206L95 208H91ZM113 206L117 209L116 211H118V212H116L114 210V207ZM125 206H126V208H124ZM144 206H146V207L144 208ZM2 207H4V208H2ZM70 207H72L73 209L70 208ZM103 207H106V206H103ZM108 207H109L110 210L108 209ZM140 207H143L144 210L142 211V208H140ZM75 208H77L78 210H76ZM89 208L92 209V210L90 211ZM99 208H100V210H99ZM45 209L48 210V211H46ZM88 209L90 211L89 213H91V214H88V212H87ZM94 209L96 210V212H95ZM101 209H102V211H101ZM107 209H108L109 212L107 211ZM7 210H8V213H7ZM41 210H43V211H41ZM97 210H99L100 212H98ZM128 210H129L130 213L128 212ZM49 211H51V212L49 213ZM92 211H93V213H92ZM103 211H105L107 214H105V212H103ZM141 211H142V214L143 215L142 214H137V213H141ZM147 211H148V208H147ZM211 211H213V212H211ZM43 212H46V213L48 212L50 215L48 213H47L48 215L47 214L44 215L45 213H43ZM67 212H68V214H66ZM102 212H103V214H102ZM121 212H123V213H121ZM125 212H126V214H125ZM39 213H42V214H39ZM69 213L71 215H69ZM115 213L116 214L118 213V214L116 215ZM120 213H121V215L123 214V216H122V220L124 218V221L123 222H122V220H119V222H118V219L121 216ZM210 213H212V214H210ZM3 214H4V216H3ZM21 214H24V215H21ZM113 214H114V217L111 216ZM42 215H43V217H42ZM89 215H90V217H89ZM133 215H135L136 217H134ZM141 215H142V217H141ZM19 216H20L21 221L19 219ZM127 216H128V218H127ZM2 217L4 219H2ZM103 217L105 219H107L108 221L105 220ZM108 217H109V219L112 217L111 218L112 221H111V219L109 220ZM130 217H132V219ZM138 217H139V219H138ZM5 218H7L8 220L5 219ZM24 218L26 219L25 220L26 223L24 222ZM90 218H93V219H90ZM125 218L128 219L126 221H127V223L129 221L130 226H128L129 223L128 224L126 223ZM33 219H34V221H33ZM96 219L98 220V223H97ZM195 219H197V218H195ZM11 220H12V222H11ZM134 220L136 222H132ZM139 220H142V223L140 222V224H143L144 223V225H140L139 224ZM14 221H15V223L18 222V224L16 223V225H14L15 224ZM146 221H148L149 223H147ZM100 222H101V224H100ZM120 222H122V223H120ZM137 222H138L139 225L137 224ZM11 223H13V224H11ZM28 223H29V225H28ZM102 223H103V225H102ZM104 223H106V226L105 227H104ZM115 223H116V225H115ZM119 223L121 225H123V226H121ZM133 223H134L135 226L133 225ZM255 223H257L258 226L255 225ZM8 224L9 225H12L13 227L15 226L14 229L12 228V226H10V229H7V228H9V225ZM200 224H202V226ZM1 225L3 226V228H2ZM6 225H8V226H6ZM26 225H28V227ZM117 225H119V227ZM136 225L137 226H140V227H137ZM261 225L263 226V228L261 227ZM18 226H19V228H18ZM168 226H169V228H168ZM92 227H94V228H92ZM100 227H102V229ZM126 227L128 229L131 228L130 229L131 231L130 230L128 231V229ZM172 227L175 229V231L178 230L181 233L180 235H183L184 236V239L183 238L181 239V237L179 235V232L177 231L176 232L177 234H176ZM39 228L37 227V229H39ZM99 228H100V230H99ZM107 228L108 229L110 228L109 231H107L108 230ZM111 228H112V230H111ZM121 228H122V232H120L121 230H119ZM133 228L136 229V231L133 230ZM143 228L146 229V230L147 229L150 230V232H148V230L147 231L145 230V232H144V229ZM151 228H152V231H151ZM19 229H21V230H19ZM165 229L167 230V233H169V235L166 233V230ZM17 230H19V232ZM39 230H37V231H39ZM138 230H141V231L139 232ZM5 231H7L9 234L7 232L5 234ZM99 231L103 232V233H101V236H99V234H100ZM126 231H128L129 233L126 232ZM153 231H155L156 233L155 232L153 233ZM171 231H173L174 234ZM138 232H139V234H138ZM147 232L149 234H147ZM151 232H152V234H151ZM19 233H21V235H18ZM109 233H111V235H109ZM125 233H128V234L125 235ZM130 233H132V234L134 233L133 235L135 236V238ZM102 234H103V236H102ZM129 234L132 235L131 237H133L134 239H132L129 236ZM114 235H116V237ZM202 235H204V236L201 238ZM47 236L50 237L49 235H47ZM105 236H107V237H105ZM146 236H148V237H146ZM161 236H162V238H161ZM97 237H99V238H97ZM109 237L112 238V239H110ZM127 237H129V239ZM154 237L155 238L157 237V239H154ZM176 237H178L180 239H178ZM207 237H208V239H206ZM28 238H29V236H28ZM102 238H104V239H102ZM107 238L110 239V240H107L106 241ZM113 238H115V239H113ZM117 238H118V240H117ZM7 239H9V241ZM49 239H50L49 240L50 243L55 242L57 240V238H49ZM130 239H131V242L129 241ZM112 240H113V242H112ZM114 241L115 242L117 241L118 243L117 242L115 243ZM150 241L152 243L151 245H150ZM10 242H11V244H9ZM78 242H81L82 244L81 243H78ZM106 242L107 243L112 242L113 244L112 243H109L110 245H108ZM121 243H123V244H121ZM127 243L130 245V249L128 248L129 250L126 247V246H128ZM194 243H195V245H194ZM83 244L86 245V246H84ZM89 244H91V246ZM114 244L116 246H114ZM133 244H134V247H132ZM95 245H97V247ZM106 245H108V246L107 247H103V246H106ZM144 245H146V247ZM50 246L51 245H48L46 249L47 250H51L52 247H50ZM79 246H80V248H79ZM82 246H83V248H82ZM78 248H79V250L81 248H82V250L84 249L83 250L84 253L82 252V250L79 251ZM100 248L103 249L104 251L103 250L101 251ZM108 248H111V249L114 248L113 249L114 252L111 249L108 250ZM131 248H133L132 249L133 251H131ZM125 249H127L126 252H125ZM108 251L111 253V255H108V254H110V253H108ZM130 251H131V253L129 254L128 252H130ZM18 252H19V250H18ZM120 253L122 255L126 254V256H122V257L123 258L129 257V259H127V258L126 259H122ZM127 254H129V255H127ZM188 254L189 255L191 254V256H189ZM117 255H119V256L117 257ZM186 255H188V256L186 257ZM105 256H104V259H105ZM111 257H113V258H111ZM120 257H121V260H120ZM188 257L190 259L189 261H191V262L188 261ZM196 257L199 258V259H197ZM109 258H110V261H109ZM116 258L119 259V260H117ZM126 260H129V261H132V262L128 263L129 261L127 262ZM198 260H200L201 262H199ZM117 261L119 263H117ZM196 261H198L199 263L196 262ZM136 262H138V263H136Z\"/></svg>",
    "mask_w": 264,
    "mask_h": 264
},
{
    "label": "crops",
    "instance_id": "obj_3",
    "mask_svg": "<svg viewBox=\"0 0 264 264\" xmlns=\"http://www.w3.org/2000/svg\"><path fill=\"white\" fill-rule=\"evenodd\" d=\"M204 78L264 130V0H138Z\"/></svg>",
    "mask_w": 264,
    "mask_h": 264
},
{
    "label": "water",
    "instance_id": "obj_4",
    "mask_svg": "<svg viewBox=\"0 0 264 264\" xmlns=\"http://www.w3.org/2000/svg\"><path fill=\"white\" fill-rule=\"evenodd\" d=\"M132 7L135 14V18L139 25L149 32L150 34L157 37L167 47L169 52L181 63L185 68L189 76L203 89L214 96L225 109H227L239 122L247 127L257 139L264 143V130L259 128L244 112L238 107L235 101L223 92L216 85L211 83L209 80L200 75L197 70L193 67L189 59L186 57L181 48L163 31L150 24L143 15L138 0H132Z\"/></svg>",
    "mask_w": 264,
    "mask_h": 264
}]
</instances>
